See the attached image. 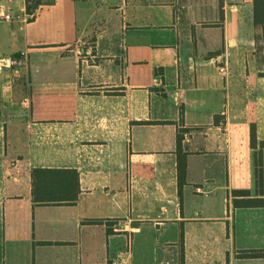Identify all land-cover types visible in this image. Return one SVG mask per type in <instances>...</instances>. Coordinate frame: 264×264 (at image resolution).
<instances>
[{"label": "crops", "instance_id": "0c3cea01", "mask_svg": "<svg viewBox=\"0 0 264 264\" xmlns=\"http://www.w3.org/2000/svg\"><path fill=\"white\" fill-rule=\"evenodd\" d=\"M41 1L0 0V264H264L239 256L264 251V207L232 196H260L252 0ZM33 169L75 171V203L34 204Z\"/></svg>", "mask_w": 264, "mask_h": 264}, {"label": "trees", "instance_id": "16d2710c", "mask_svg": "<svg viewBox=\"0 0 264 264\" xmlns=\"http://www.w3.org/2000/svg\"><path fill=\"white\" fill-rule=\"evenodd\" d=\"M25 13L33 15L42 4L41 0H23ZM222 3V0H219ZM253 2V25L260 29L264 36V0H252ZM182 116V109L180 110ZM185 129L179 131L176 140L177 172L179 179V190L182 185V178L186 168V154L182 150V135ZM250 147L253 150V174L255 191L260 195L257 198H250L248 191H233V206L235 208L264 207L262 150L264 141L256 140L255 125L250 126ZM32 201L40 205H72L77 200L79 188L77 173L75 171H59L33 169L31 171ZM242 258H263L264 251H248L239 255Z\"/></svg>", "mask_w": 264, "mask_h": 264}, {"label": "rangeland", "instance_id": "374dc122", "mask_svg": "<svg viewBox=\"0 0 264 264\" xmlns=\"http://www.w3.org/2000/svg\"><path fill=\"white\" fill-rule=\"evenodd\" d=\"M184 2V1H183ZM185 3V2H184ZM228 5L233 6L235 5V3H233L232 1H229ZM108 20H105V22L103 23V25L101 26L100 29H96V31L98 33H101L102 36L104 34H108L109 30L112 29V33L115 34L116 29L115 26L117 24V20L115 18H107ZM208 22L207 23H203V25L201 27H199L195 32L194 35L192 36V38L194 37V42L190 43L188 45L189 49H190V53L193 55H197V54H203L205 55L207 52L208 47L209 48H215L218 46V44H207L206 40L207 38L205 34V29L208 27ZM106 29H108V31H105ZM103 31V32H102ZM255 54H256V66L258 70L264 71V36L262 35L261 31H257L256 35H255ZM101 48H103V50H109V48L111 46H106L107 49L104 48V45L100 46ZM93 52L96 53L97 49L94 48ZM99 61V59H96ZM95 60V61H96ZM117 64H119V61H115Z\"/></svg>", "mask_w": 264, "mask_h": 264}, {"label": "built area", "instance_id": "2783aa9c", "mask_svg": "<svg viewBox=\"0 0 264 264\" xmlns=\"http://www.w3.org/2000/svg\"><path fill=\"white\" fill-rule=\"evenodd\" d=\"M3 20L10 21V20H12V18L9 15H5L3 17ZM220 71H223V70L221 69ZM108 264H127V263H126V259L118 258L116 260L110 261Z\"/></svg>", "mask_w": 264, "mask_h": 264}]
</instances>
